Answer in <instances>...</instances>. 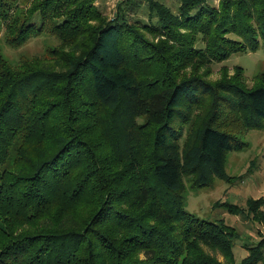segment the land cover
I'll return each mask as SVG.
<instances>
[{"label":"trees","instance_id":"1","mask_svg":"<svg viewBox=\"0 0 264 264\" xmlns=\"http://www.w3.org/2000/svg\"><path fill=\"white\" fill-rule=\"evenodd\" d=\"M96 1L0 0L7 45L60 40L0 52V264H236V228L187 211L183 178L230 181L228 152L264 127V73L207 78L264 47V0H120L113 18ZM220 205L264 227V196Z\"/></svg>","mask_w":264,"mask_h":264},{"label":"rangeland","instance_id":"2","mask_svg":"<svg viewBox=\"0 0 264 264\" xmlns=\"http://www.w3.org/2000/svg\"><path fill=\"white\" fill-rule=\"evenodd\" d=\"M20 9L28 7L33 0H16ZM120 0H97L96 6L106 18H113ZM176 11L177 0H164ZM219 0H209L217 5ZM142 14L138 17L142 18ZM60 43V40L47 32L31 37L22 46L15 48L5 43L4 33L0 32V52L5 58L16 63L21 56H44L46 52ZM209 79H219L225 72L233 75L236 71L243 72L248 85L253 83L256 75L264 73V47L259 46L255 51L234 52L226 60L208 64ZM187 136L181 140V147ZM246 146L241 149L231 150L227 154L225 170L232 177L230 181L215 177L212 182L203 187H193L191 179L184 177L185 184V209L195 216L211 220H223L232 225L238 232L234 241L236 264L248 252V247L255 245L264 234V227L252 219L250 213L234 214L220 205L228 201L239 207L246 208L248 198L264 196V127L252 128L243 134ZM264 254V249H263ZM221 260L223 256L216 254ZM258 264H261L260 262Z\"/></svg>","mask_w":264,"mask_h":264}]
</instances>
